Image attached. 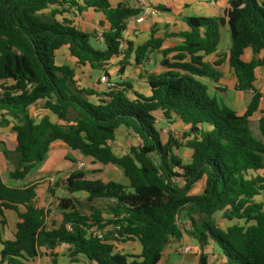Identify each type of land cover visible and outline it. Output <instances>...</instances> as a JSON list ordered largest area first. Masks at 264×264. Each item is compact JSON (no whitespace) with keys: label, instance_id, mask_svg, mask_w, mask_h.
I'll use <instances>...</instances> for the list:
<instances>
[{"label":"trees","instance_id":"1","mask_svg":"<svg viewBox=\"0 0 264 264\" xmlns=\"http://www.w3.org/2000/svg\"><path fill=\"white\" fill-rule=\"evenodd\" d=\"M53 5L62 6L61 13L72 8L102 12L109 22L102 32L105 48L92 43L96 33L83 32L67 19H44L40 12ZM142 11L129 0L117 5L110 0H0V127L11 126L15 133L10 176L25 180L51 144L62 141L93 163L119 166L128 182L73 171L56 183L70 196L58 199L61 217L52 219L51 210L37 204V182L9 186L0 170V227L7 225L6 211L17 215L12 236L0 240V264L58 256L62 245L71 261L81 256L87 264H160L166 247L184 235L202 249L217 246L219 264H264V90L255 86L257 69H264V0H227L221 14L186 17L183 43L163 49L164 71L147 76L149 95L120 81L103 99H89L94 92L76 83L71 67L56 63V51L68 46L79 65L93 69L123 54V73L132 49L121 50L118 39L128 19ZM228 39L227 51L207 62L205 56L222 50ZM163 44L152 32L135 49L137 63ZM226 61L238 89L252 91L244 112L229 103L228 89L221 85L220 67ZM39 100H45L59 122L46 116L36 121L30 107ZM157 112L185 123L186 141L171 133L164 141ZM255 115L261 137L249 125ZM121 126L140 138L122 156L111 145ZM183 145L192 150L189 162L174 151ZM10 153L4 150L6 158ZM200 181L203 190L195 192ZM83 192L88 203L110 200V217L93 205L91 212L82 211L71 195ZM219 211L227 222L245 223L224 227L215 218ZM95 227L104 230L103 237L95 234ZM131 240L141 244L140 255L124 253L116 243ZM199 264H209L207 253Z\"/></svg>","mask_w":264,"mask_h":264},{"label":"crops","instance_id":"2","mask_svg":"<svg viewBox=\"0 0 264 264\" xmlns=\"http://www.w3.org/2000/svg\"><path fill=\"white\" fill-rule=\"evenodd\" d=\"M125 1L126 0H110L112 5H117ZM150 3L154 8L158 10V14L157 15H146V18L143 22L133 23L132 25L128 26L124 32V40H125L124 51L128 47H131L132 51L129 55L128 60L132 61L133 65L131 62L127 61V63L124 65L125 70L123 73H121V75H119V79L117 81V82H120V81L131 82L134 86L135 91H138L139 93H142L145 95L150 94V87L147 83V76L152 73H160L164 71L165 69L161 64V61L163 59L162 50L169 47L170 44L181 45L183 43L184 38L181 36V33L188 29V25L185 21V18L188 16H194V15L195 16L196 15H205V16L218 15V14H221L222 11L227 7V0H216V1H212V0H150ZM129 4L130 6H134V7L138 6L137 0H129ZM160 5L169 6L171 7L172 10L162 11L159 8ZM46 9L51 10L53 12L51 13L53 14V18L56 20L62 21L63 19H67L70 22H72V25H74L77 29L83 32L96 33L97 37L95 38V44H99V45L104 44V41L102 38V32L108 29L109 22L107 21V19L105 18V15L102 12L96 11L94 9H87L82 12L75 13L74 8H72L71 11L61 13L59 11H62L63 8L62 6H57V5L50 6L49 8H46ZM163 13L165 14L164 15L165 17H162L161 14ZM152 32H155L156 37H160L164 39V44L161 50L149 52L148 56L145 59L137 63L135 49L138 45H142L146 43L150 39ZM229 45H230V41L228 39V41L226 42V45L224 46L222 50H218L213 54L205 56V60L209 63L214 62L212 61V59L210 60L208 57L215 55V54L217 57H219L221 53H224L227 51V49L229 48ZM226 46H228L227 49H225ZM103 48H105V45H103ZM58 58H63V61L58 62ZM55 60L58 65H67L74 70V73H75L74 80L80 87L94 92V94L89 96V99L98 100V99L104 98L105 92L102 86L100 85V77H98V79H97V75L93 77V71L95 69H93L89 64L79 65L77 63L76 58H74L70 54V50L68 46H64L56 51ZM115 62H119V66L122 69L123 54L114 58L110 64H107L103 68H101L100 70L104 69L102 70V73L106 71L110 75V73L116 71L117 70L116 66H112V64H114ZM227 64L229 66L228 62ZM134 65H136L135 70H137L136 72L137 77L131 78V75H130L131 72L128 73V70L130 69V67ZM220 71H222L221 67H220ZM110 77L112 76L110 75ZM130 95L133 96V92L130 93ZM31 107H30V110H31ZM45 111H46L45 114L42 115L39 119L35 118L32 114L31 115L36 119L37 122L41 121L45 116L48 117L53 123L59 122L58 116L55 113H53L47 108H45ZM5 149L6 147L4 148V150ZM4 150H3V153H4ZM44 160H47L49 162L53 161V163L51 164V167L48 170L42 172L39 176H36L34 178L28 176L25 180H23L22 183H19V184L18 182H15L13 180L14 178L10 176V172H9L10 182H7L3 177L2 178L4 182L9 186H23L26 183L38 182L40 178H44L45 176H48V175H54L58 171L60 174H64L66 171H68V174L65 176L67 177L71 172L74 171L73 164L75 165L78 162H83V160H81L80 158V155L78 153H75V150H72L67 144H65L62 141H55L51 144L50 150L46 154V158ZM53 178L54 177H52V179ZM59 179L60 178H57L56 183ZM111 179L121 181L125 184L128 183L124 174L121 176V179H114V178H111ZM20 209L24 211V209H22V206L20 207ZM9 211H12V210H9ZM9 211L5 212L6 219H7V225L0 227V240H5L10 237V236L8 237L7 235H5L7 234L8 227H10V219L15 216L16 221H17L16 213L13 211L15 215L12 214L10 218L8 216ZM187 237H188L187 235H184L183 239H181L180 241H177L178 242L177 244L179 243L185 244L183 242L188 240V243L186 244H190L192 246L195 245L198 251V252L195 251L196 253L195 255H193L195 264H199L200 259L198 260V258L201 257V254L203 252L208 254L209 264H219L220 261H222V254L220 252V249L217 246L210 244L205 249H202L196 240L190 237L188 238ZM66 247H67L66 245H62L57 250L58 256L42 254L41 256L37 257L34 261L30 262L29 264H66L65 261H61L62 258H65V256L59 253L61 251V248L65 249ZM1 248H2V244L0 242V249ZM141 249H142V246L140 244L139 249L135 251L134 254L140 255ZM122 252L129 254L128 252L123 251V250ZM192 257L188 255L185 258V255H184V258L170 260L165 252L164 257L162 261L160 262V264H175V263L176 264H188V261L192 259ZM82 262H85V264H87L86 259L80 256L77 258L76 261H72L70 264H81Z\"/></svg>","mask_w":264,"mask_h":264},{"label":"rangeland","instance_id":"3","mask_svg":"<svg viewBox=\"0 0 264 264\" xmlns=\"http://www.w3.org/2000/svg\"><path fill=\"white\" fill-rule=\"evenodd\" d=\"M51 12H52L51 10L46 9V10L41 11L40 14H42V17L44 19H48V18H53V14H52L53 12L52 13ZM161 15L162 17H165L164 13ZM92 43L95 44V39H92ZM95 45L97 47L103 48V45L105 44H102V45L95 44ZM227 47L228 46H226L225 49H227ZM208 58L210 60L212 59V61L215 62L218 60L219 57H217L215 54ZM61 61H63V58H58V62H61ZM127 61L131 62L133 65L132 61H129V60ZM112 66H116L117 70L110 73V75L112 76L111 77L112 80L114 82H117L119 79V75H121V68L119 66V62H115L114 64H112ZM135 68H136V65L130 67V69L128 70V73L131 72L130 74L131 78L137 77V73H136L137 70H135ZM221 69L223 73L221 83L223 87H226L228 89L229 103L234 108L239 110L240 112H244L246 109V106L248 105L250 101L252 91H242L238 89L237 79L235 78L227 62H224L221 65ZM102 70L95 69L93 71V77L97 75V79H98V77H100L102 74ZM208 84L210 86L211 92L213 93L214 85L209 81H208ZM255 86L257 88H261L262 90H264V69L263 68L257 69V80L255 82ZM44 104H45V100H40L38 103H36L35 105L31 107L30 112L35 118L39 119L42 115L45 114L46 111L44 108ZM258 117L259 115H255L254 117H252L249 125H250V128L253 130L254 134L258 137H261V133L259 130V125H258ZM157 126L159 129H161L164 141L168 139L170 133L173 134V136L180 141H183V140L186 141V139L188 138L186 136V133L188 132L189 127L185 123L178 121V120H173V121L166 120L163 117V115L159 112H157ZM139 143H140V138L131 129L125 126H121L117 129L115 139L111 142V145H112L113 151L117 155L122 156L125 153L129 152V149L131 146H135ZM5 147L9 151H11L9 158H5V155L3 153V150ZM14 148H15V133L12 131L11 126L0 127V169H1L2 177L7 182H10V176H9L10 170L15 168V155L13 153ZM174 151L181 159H183L184 162H188L191 160L192 150L188 148L187 146L183 145L179 148H174ZM75 153H78L80 155V158L81 160H83L85 165L80 168L77 166V163L75 165L73 164L74 171H81V172L83 171L89 177H93V176L102 177L105 180H108L111 178L121 179V176L123 175V169L120 168L119 166L114 165V164L104 165L99 162L93 163L94 160L88 155H86L85 153L81 151H75ZM52 163L53 161H50V162L47 160L42 161L33 169V171L28 176L33 177V178L36 176H39L42 172L48 170L51 167ZM67 174H68V171H66L64 174H60L58 171L54 175H48V176H45L44 178H40V180L37 182V190H38L37 204L40 207H45V208L50 209L51 210L50 216L52 217V219H60L61 217V213L59 211V204H58L59 200L58 199L60 197L70 196L66 192V190L63 188L62 185L56 186L57 178L64 179L66 178L65 176ZM52 177L54 178L52 179ZM13 180L15 182H18V184L23 182V180H16V179H13ZM202 190H203V182L200 181L196 184L195 192H201ZM51 191L53 192V196H52ZM71 196L76 197V199H78L81 202L82 205L78 207L82 211H85L88 213L91 212L89 207L90 205H93L94 207L99 208L103 211L104 217H110V214H109L110 213L109 205L111 203L110 200L96 199L93 202L88 203L86 201L87 195L84 192L75 193ZM262 199H263L262 196H258L256 198L257 201H262ZM22 209L24 208L22 207ZM12 214L15 215L13 211H9L8 216L11 218ZM215 218L220 219V224L224 227L230 224L237 223V222H239L240 224L245 223V219H233L230 222L225 221V219H223V211L217 212L215 214ZM15 221H16L15 216L10 219V227H8L7 234H5L8 237L12 236L11 233L15 230ZM108 229H110V227L106 228V230ZM116 243H117V246L121 250L126 251L132 255H135L134 254L135 251H137L140 247L139 242L136 240L126 241V242H116ZM177 243H178L177 241L172 240L165 250L170 260L184 258V255H185V258L188 255H190L191 257L195 255L196 253L195 251H197V248L195 247V245L192 246V252L187 255V254H182L176 250L178 245H181V243L179 244ZM183 243L185 244L188 243V240H186ZM65 249L61 248V251L59 252L61 253V255L65 256V258H62L61 261H65L66 264H70L72 261L67 255H65L66 253ZM199 259L200 258H198V260ZM81 264H85V262H82ZM188 264H195L194 256L192 257V259L188 261Z\"/></svg>","mask_w":264,"mask_h":264},{"label":"built area","instance_id":"4","mask_svg":"<svg viewBox=\"0 0 264 264\" xmlns=\"http://www.w3.org/2000/svg\"><path fill=\"white\" fill-rule=\"evenodd\" d=\"M137 7L142 8V13L139 15H135L132 16L128 19L127 22V27L132 25L133 23H140L143 22L146 18V15H157L158 14V10L156 8H154L151 3L150 0H137ZM75 13H79L80 11H78V9L74 8ZM125 32V31H124ZM124 32L122 33L121 37L118 39L119 43H120V49L124 50V46H125V40H124ZM115 83L112 78L110 77V75L104 71L102 73V75L100 76V85L102 86V88L104 89V92H110L114 89L115 87ZM85 165L84 162H78L77 166L78 167H83ZM94 232L96 235H98L99 237H103L104 234V230L95 227L94 228ZM176 250L182 254H188L192 252V245L190 244H181L179 245Z\"/></svg>","mask_w":264,"mask_h":264}]
</instances>
